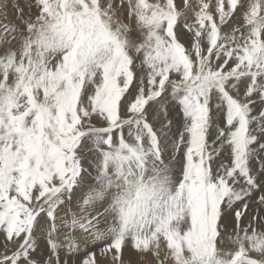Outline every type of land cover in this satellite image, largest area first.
Returning <instances> with one entry per match:
<instances>
[{"label": "snow or ice", "instance_id": "6c2138e0", "mask_svg": "<svg viewBox=\"0 0 264 264\" xmlns=\"http://www.w3.org/2000/svg\"><path fill=\"white\" fill-rule=\"evenodd\" d=\"M0 264H264V0H0Z\"/></svg>", "mask_w": 264, "mask_h": 264}]
</instances>
